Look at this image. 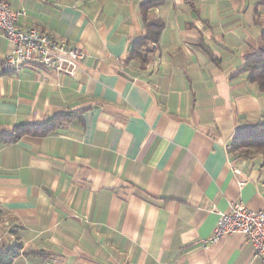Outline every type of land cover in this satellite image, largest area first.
I'll use <instances>...</instances> for the list:
<instances>
[{"label":"crops","instance_id":"crops-1","mask_svg":"<svg viewBox=\"0 0 264 264\" xmlns=\"http://www.w3.org/2000/svg\"><path fill=\"white\" fill-rule=\"evenodd\" d=\"M7 1L20 28L84 54L74 75L13 74L0 29V129L70 115L0 144V249L23 244L14 264H263L244 235L203 242L233 204L264 210L263 157L229 152L264 122V92L242 72L263 45L264 0H162L145 66L128 57L148 0Z\"/></svg>","mask_w":264,"mask_h":264},{"label":"built area","instance_id":"built-area-1","mask_svg":"<svg viewBox=\"0 0 264 264\" xmlns=\"http://www.w3.org/2000/svg\"><path fill=\"white\" fill-rule=\"evenodd\" d=\"M25 14V11L12 10L7 0H0V29L13 45L5 57L6 70L18 74L27 64H34L58 74L74 75L80 69L83 52L38 28H20L19 18ZM233 234L251 240L255 254L264 264V210L253 211L243 203L233 204L228 212L220 213L216 228L203 242L204 246Z\"/></svg>","mask_w":264,"mask_h":264},{"label":"trees","instance_id":"trees-1","mask_svg":"<svg viewBox=\"0 0 264 264\" xmlns=\"http://www.w3.org/2000/svg\"><path fill=\"white\" fill-rule=\"evenodd\" d=\"M162 0H148L141 6V14L147 27V35L132 42L129 50L128 61L137 60L143 66L149 62V54L152 45H159L165 22L161 19L152 20L150 13L152 9L160 6ZM262 47L257 53L247 60L242 70L248 73L249 79L257 83L260 90L264 92V32L262 34ZM70 115L63 113L41 123H23L16 125L12 132L5 133L0 129V144L8 145L19 142L25 137L43 138L56 131L64 122L68 121ZM232 156L251 159L261 155L264 158V122H259L236 131L232 144L229 147ZM23 244L19 242L15 246H3L0 249V264H14L15 260L23 255ZM26 256H45V252H28Z\"/></svg>","mask_w":264,"mask_h":264},{"label":"rangeland","instance_id":"rangeland-1","mask_svg":"<svg viewBox=\"0 0 264 264\" xmlns=\"http://www.w3.org/2000/svg\"><path fill=\"white\" fill-rule=\"evenodd\" d=\"M260 156V155H259ZM264 159V158H263Z\"/></svg>","mask_w":264,"mask_h":264}]
</instances>
